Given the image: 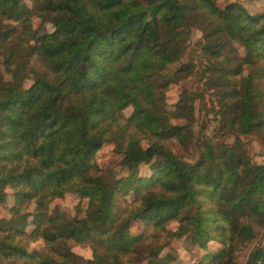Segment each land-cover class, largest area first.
<instances>
[{"label":"trees","instance_id":"trees-1","mask_svg":"<svg viewBox=\"0 0 264 264\" xmlns=\"http://www.w3.org/2000/svg\"><path fill=\"white\" fill-rule=\"evenodd\" d=\"M195 74L215 97L210 134L194 129L199 91L181 87L166 104L167 86ZM250 134L264 136V10L0 0V264H172L163 251L174 238L202 251L196 264H264V241L253 246L264 160L249 156ZM108 144L125 174L99 165ZM68 192L87 201L85 216L50 208ZM72 244L89 245L91 258Z\"/></svg>","mask_w":264,"mask_h":264},{"label":"rangeland","instance_id":"rangeland-1","mask_svg":"<svg viewBox=\"0 0 264 264\" xmlns=\"http://www.w3.org/2000/svg\"><path fill=\"white\" fill-rule=\"evenodd\" d=\"M232 2H238L242 4L248 13L255 14L262 10H264V0H227ZM226 2L219 1L217 4L219 6H223ZM47 30H51V26L48 24ZM200 37V32L198 30H194L192 33L191 41L189 46L186 49L182 57V61H187L193 52L190 50H195L194 42ZM178 63H174L172 66L176 67ZM29 81L25 82V85H28ZM187 87L189 89L199 91V96L196 98L194 102V111L196 116V121L194 125L195 131H199L200 125L204 124L206 126V133L210 134L213 125L216 124V120H214L212 115V108L215 102V97L211 90L204 88L201 83L198 81V75L195 74L193 76L188 77L187 79H182L177 83H171L167 86L165 91L166 96V104L169 107H172L173 104L177 101L180 88ZM131 107L126 108L123 113L124 115L128 116L131 112ZM231 137H228L227 140L231 141ZM245 146L247 152L251 159L257 163H260L264 160V136L261 134H250L244 138ZM97 161L99 165H102L104 168L114 166L113 169L116 172V175H123L125 174L124 169H120L117 165L119 161V156L112 150V145L104 146L97 154ZM140 171L147 172V166L142 165ZM8 190V197H7V205L10 206L13 202V197L11 194L12 189L7 188ZM131 196H128L130 199ZM80 203V205H78ZM57 207L55 210L60 212L67 218H80L85 216L86 214V207L87 201L80 200L79 196L75 193L68 192L64 194L63 198H56L50 204V208ZM33 211V208H29ZM0 216H8V213L5 209L0 207ZM176 222L170 224V228L175 229ZM131 230L133 232H139L141 230V225L137 222H134L131 225ZM264 241V231L260 233L258 240L255 242L253 246H257ZM44 242L39 239L33 243L35 247L41 248L43 247ZM220 246L217 244H211L208 249L210 250H217ZM71 250L78 255L80 259H87L91 258V247L89 245H82V244H72ZM163 253H170L175 258L172 264H196L197 259L200 257L202 251H200L194 245L188 244L183 238H174L170 241V246L163 251Z\"/></svg>","mask_w":264,"mask_h":264}]
</instances>
